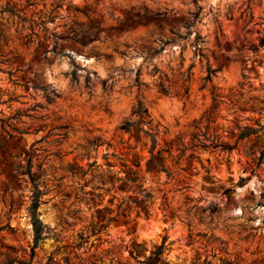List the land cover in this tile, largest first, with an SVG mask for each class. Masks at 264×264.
<instances>
[{
  "label": "rangeland",
  "instance_id": "1",
  "mask_svg": "<svg viewBox=\"0 0 264 264\" xmlns=\"http://www.w3.org/2000/svg\"><path fill=\"white\" fill-rule=\"evenodd\" d=\"M263 105L264 0H0V264H135L163 237V264H264V130L196 150L191 175L189 152L164 156L169 178L144 166L151 138L232 144L236 126L264 125ZM139 109L149 124L119 130ZM96 140L88 162L120 177L137 155L148 216H117L130 193L80 179Z\"/></svg>",
  "mask_w": 264,
  "mask_h": 264
},
{
  "label": "trees",
  "instance_id": "2",
  "mask_svg": "<svg viewBox=\"0 0 264 264\" xmlns=\"http://www.w3.org/2000/svg\"><path fill=\"white\" fill-rule=\"evenodd\" d=\"M13 15H15V12H19L20 10H14L13 8H10ZM94 26L90 27L89 29L92 30ZM84 38L89 37V33H83ZM216 70L210 69L209 67L206 68V77L205 81L210 82L211 78L215 75ZM72 76L74 77V73H72ZM189 74L188 71H186V78L185 81H188ZM163 93L165 91L161 90ZM213 105L210 109V111L207 113L206 120L208 122L211 119V114L213 110L215 109V99L213 98ZM259 112H264V105L261 107ZM136 116L138 117V120L133 123H125L122 126H120L119 130L124 132H129L131 128L134 125H144L149 124V122L146 120L148 118L146 110H137ZM237 133L236 134H229L230 136L228 139L235 138L234 142L232 144H229L226 141H222L220 137L214 135L210 137H206L204 134H202V140H199L197 136H192L190 138V141L184 144L182 140L176 139L174 141L164 142L163 146L159 149H156V140L155 138H151V146L148 150L149 158L145 162V171L146 172H155V173H164L167 178L171 176V172L167 170V168L164 166V156L167 158L171 157V153L173 151H176L178 153L176 159L179 160L185 152H189V154L184 158L185 166L181 169L183 172H189L190 175L193 174L190 169L192 166L193 161H196L200 163V159L196 155L195 151L198 149H204V150H212V152L220 151V152H230L235 147L237 142H240L242 140L248 139L251 136H256L260 131L264 130V125L260 126L258 125V129L251 128L249 126H236ZM100 146L99 142L92 141L87 143L86 149L83 154H80V160L87 161L85 170L79 169V177L82 181H84L85 177L87 175H90L91 180H94V184L92 185L93 190H103L105 192L113 191V192H119L122 194H128V196H123L119 202V204L116 207V213L117 216H127L132 211L136 212H142L145 216H148L150 214V204L149 199L151 198V195L142 188V185L140 183V179L138 177L139 173V159L137 155H132V162L128 166L126 164H120L121 169L124 170V175L122 177L118 176L116 173H111L108 169L104 170L103 166L97 165L96 160H93L92 162H88L89 159V150L96 151V149ZM107 155H103V159H106ZM264 163V148L260 151L259 156L256 158L255 164H254V170L259 168ZM177 164V162H176ZM106 167H110V165L105 164ZM75 166V165H74ZM71 177L74 178V174L71 172ZM30 180L33 183V188L35 195L32 198V203L30 207V215H31V226H32V232H33V238L34 242L36 243L40 237L41 232L45 228V226L42 224V222L37 218L35 215L36 208L39 205V197L42 195V192L38 189V184L35 182L34 178L30 176ZM108 185L107 187H105ZM84 186L79 187V191H83ZM206 210H209L208 208ZM165 211L164 209L162 210ZM213 212H216L215 208H212L209 210V214H212ZM169 217L173 216V213L171 212H165ZM93 231L91 232V235H98L102 233L105 229L104 225L100 226H93ZM166 237H163L161 240V243L158 246H155L152 251L149 253V255L142 261L134 259L135 264H151L153 262L154 264H163V259H161V255L163 251L166 249V247L169 244H166ZM131 255V253H130ZM22 264V263H17Z\"/></svg>",
  "mask_w": 264,
  "mask_h": 264
}]
</instances>
